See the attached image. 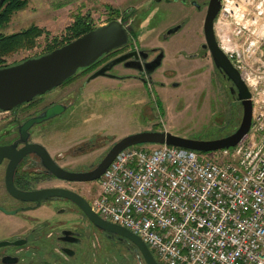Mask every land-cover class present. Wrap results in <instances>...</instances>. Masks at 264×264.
Wrapping results in <instances>:
<instances>
[{
  "label": "flooded vegetation",
  "instance_id": "flooded-vegetation-1",
  "mask_svg": "<svg viewBox=\"0 0 264 264\" xmlns=\"http://www.w3.org/2000/svg\"><path fill=\"white\" fill-rule=\"evenodd\" d=\"M210 1L150 0L149 6L165 3L179 8L154 11V7L150 6L151 10L144 11V15L136 11L120 20L129 31L128 42L103 54L91 65L79 69L69 83L58 86L74 85L80 80L71 91L62 95V99L43 104L44 94L52 89L11 109L0 108V264H148L130 239L104 229L87 214L86 209L97 214L91 201L98 192V179L66 180L56 177L49 168V162L52 161L69 171L92 170L118 140L96 154L97 150L103 149L108 143L107 140L90 135L73 143L68 150H57L56 145L40 140L35 133L40 126L53 122V119L66 114L75 117L79 109L75 102L80 98L81 114L90 104L93 107V104L102 103L96 96L97 89L90 87V83L98 77L93 75L103 67L107 69L99 76L124 81L139 80L144 88L143 92L147 93L146 88L154 82L152 77L162 67L166 57L174 59L177 65L166 75L173 73L193 78L208 73L210 89L213 87L222 94V98L217 100L224 106L227 102L232 105L237 120L240 119L243 105L238 98V89L226 73L217 67L208 40L205 23ZM222 1L220 0V9L213 24L214 35L221 50L217 20ZM164 12L172 18L169 20L172 21L171 25L158 35L156 43L138 45L136 29L140 25V16H145L144 19L150 17L148 24L151 29ZM177 34H180V38L170 43V39ZM123 55L130 56L112 63ZM170 84L181 85L174 81ZM73 89H77V93ZM57 103L66 106L61 114L33 124L25 132L27 120ZM85 115L89 119L90 116ZM28 150L31 152L25 153ZM53 189L73 191L81 198L83 206L81 202L66 196L47 194ZM153 255L160 264L156 255Z\"/></svg>",
  "mask_w": 264,
  "mask_h": 264
},
{
  "label": "built area",
  "instance_id": "built-area-1",
  "mask_svg": "<svg viewBox=\"0 0 264 264\" xmlns=\"http://www.w3.org/2000/svg\"><path fill=\"white\" fill-rule=\"evenodd\" d=\"M217 36L251 93L246 137L208 153L130 146L91 201L100 217L138 235L160 264H264V0H223Z\"/></svg>",
  "mask_w": 264,
  "mask_h": 264
},
{
  "label": "rangeland",
  "instance_id": "rangeland-1",
  "mask_svg": "<svg viewBox=\"0 0 264 264\" xmlns=\"http://www.w3.org/2000/svg\"><path fill=\"white\" fill-rule=\"evenodd\" d=\"M149 3L150 0H28L24 8L12 14L8 23L0 26V34L20 32L33 24L42 27L44 33L37 38L32 48L15 51L4 57L5 61L0 65L4 67L17 64L27 58L42 55L49 44L60 42L69 35L68 28L76 21L79 12L89 15L90 21L98 27L111 21V18L116 16L115 11L121 15L115 19L121 21L136 11L144 15V11L150 9ZM151 7H154V11L179 8L165 3ZM140 17L136 33L137 44L142 46L156 43L158 35L172 23L169 21L172 19L170 15L164 12L149 29L150 17ZM179 38L180 34L173 36L170 43ZM166 44L168 45L164 43ZM175 66V60L166 57L162 67L152 77L154 82L146 88L147 93L143 92L144 88L139 80L124 81L98 76L91 81L90 87L97 89L96 96L102 103L93 104V107L90 104L81 114L80 98L75 102L79 107L75 117L66 114L53 119V122L40 126L35 136L62 150H68L73 143L90 135L97 136L108 141L103 149L95 152L99 154L111 143L126 135L152 130L155 127L160 131H169L189 138L209 140L224 137L239 126L242 115L237 120L235 108L228 102L224 106L217 100L222 98V94L213 87L210 89L208 73L193 78L173 73L166 75ZM173 81L181 85L172 86L170 83ZM76 84L58 87L44 94L43 104L62 99V95L71 91ZM73 90L77 93V89ZM85 114L90 116L89 119ZM56 142L60 145L55 144ZM156 258L158 259L157 256Z\"/></svg>",
  "mask_w": 264,
  "mask_h": 264
},
{
  "label": "water",
  "instance_id": "water-1",
  "mask_svg": "<svg viewBox=\"0 0 264 264\" xmlns=\"http://www.w3.org/2000/svg\"><path fill=\"white\" fill-rule=\"evenodd\" d=\"M5 1L0 0V9ZM219 9L220 0H211L205 27L217 67L226 73L238 89V98L243 105V115L239 126L224 137L209 140L189 138L160 130H144L129 134L118 140L92 170L69 171L59 167L52 161L49 162V168L56 177L71 181H95L103 175L122 150L138 144H168L201 152H210L236 146L246 137L252 123L251 93L230 58L218 47L213 24ZM128 40L129 31L127 27L120 20L113 19L50 52L38 57L27 58L17 64L0 67V108L11 109L62 85L68 78L75 75L79 69L91 65L103 54L126 44ZM129 56L118 57L112 63H118ZM106 69V67H103L93 77L103 74ZM65 109L66 106L60 103L48 107L40 115L25 122V132L33 124L51 119L61 114ZM28 152L31 151L28 150L25 153ZM47 194L66 196L81 202V198L69 190L53 189ZM81 204L83 206L82 202ZM84 208L86 209V207ZM86 211L90 218L104 229L115 231L130 239L142 252L148 264H158L152 251L138 235L125 227L103 219L89 209H86Z\"/></svg>",
  "mask_w": 264,
  "mask_h": 264
},
{
  "label": "trees",
  "instance_id": "trees-1",
  "mask_svg": "<svg viewBox=\"0 0 264 264\" xmlns=\"http://www.w3.org/2000/svg\"><path fill=\"white\" fill-rule=\"evenodd\" d=\"M27 4L28 0H6L0 9V26L8 23L11 20L12 14L17 10L24 8ZM115 15L116 16L111 18L112 20L121 16L118 11H115ZM124 19L126 18H123V20ZM95 28L96 26L90 21L89 15H82V13L79 12L76 16V21L68 28L69 35L60 42L56 41L54 44H49L46 52L43 54L50 52ZM43 33L44 29L42 27L33 24L20 32L7 35L0 34V63L5 61L4 57L10 56L17 50L32 48L36 44L37 38ZM76 74L68 78L63 85L72 81ZM154 130H158V127L154 128ZM234 130H232V132Z\"/></svg>",
  "mask_w": 264,
  "mask_h": 264
},
{
  "label": "bare ground",
  "instance_id": "bare-ground-1",
  "mask_svg": "<svg viewBox=\"0 0 264 264\" xmlns=\"http://www.w3.org/2000/svg\"><path fill=\"white\" fill-rule=\"evenodd\" d=\"M113 223V222H112Z\"/></svg>",
  "mask_w": 264,
  "mask_h": 264
}]
</instances>
